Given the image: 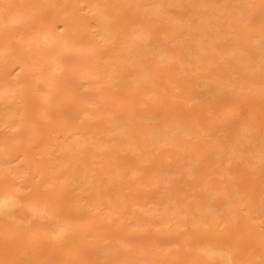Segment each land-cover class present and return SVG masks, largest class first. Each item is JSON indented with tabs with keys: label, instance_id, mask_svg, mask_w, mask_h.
I'll use <instances>...</instances> for the list:
<instances>
[{
	"label": "bare ground",
	"instance_id": "obj_1",
	"mask_svg": "<svg viewBox=\"0 0 264 264\" xmlns=\"http://www.w3.org/2000/svg\"><path fill=\"white\" fill-rule=\"evenodd\" d=\"M54 1L55 0H31L32 3L43 2L46 4L53 3ZM14 2L13 11L15 16H19L20 12H24V7H21L17 0H14ZM156 2L157 0H151L144 4H146L149 9H155L158 4ZM28 3L30 4V2ZM0 5L3 6L4 3H0ZM73 9L74 7L70 8L71 12ZM104 20V16H99L98 21H86L87 23H90L91 28V30L88 31L89 36L86 40L83 39L85 37L82 36L81 33L78 32L72 34L70 32L71 25L68 21H62L61 25L63 26V29L61 31H57L58 25L55 22H52L41 24L39 26V30L35 29V31H30L31 27L28 28V26L27 30L29 31V34L26 32L28 36L23 33L24 30L17 24L10 27L6 33L5 40L8 42L3 43L1 48L5 47L7 44H13L20 46L25 52H29L30 49H32V52L28 54L30 57L25 58L26 61L24 60L21 62V66L26 65V62L37 64V66L33 67L32 70H30V67L27 68V77L25 81L26 85L28 84L30 88V95L33 100V104L29 107L30 109L27 108V113L33 114L37 121L42 126H45L44 131L42 130L45 135L43 145L49 143L52 139H60L56 144L53 143L55 148H53L52 151L43 152L42 156L45 155L43 157L45 161L43 162H45L46 165H52L54 166L53 168H61L62 170H50L42 180L52 181L54 176L59 180L62 178L61 182L63 184L60 188H62V186L64 187L63 193L62 191H59L58 194H64V190H67V192L71 195L67 198L69 208L64 207L65 209H63L62 203H56V200H50L53 196H45L44 198L34 197L32 194L21 195L17 189L9 186L0 188V219L10 224L18 231L19 229L17 228L20 227L24 228L25 231V228L35 226V231H33L34 234L43 238L45 244L49 241L51 244H55L53 247H59L57 248L58 250L56 249L57 252H55L58 255L61 251L62 257L58 258L59 260L55 257L56 260H52V263L49 264H54L55 261H62L64 264H96L94 262H90V251L102 246H111L112 249L116 247L122 252L120 254L124 253L125 255H129L133 249L135 251V247L143 248V251L146 250L144 253H141L142 250H138L140 255H134L133 257L136 256L139 260L140 258L148 259L150 260V264H156V261H165V258L173 256L170 255V253L177 249H181V251H178L179 253L172 252V254L176 257H182L191 251L196 258L202 259L206 264H239L238 259L242 257L243 251L240 252L238 245L232 244L221 237L210 236L201 230L195 229V232H197L196 240L183 242L178 246V236L175 237L172 235L171 237H161L158 234L154 237V241L152 243H147V241H144V239L139 237L141 241H143L139 242L136 240L139 238L131 233L133 231L128 229V231H126L125 228V232L121 231L123 230V227H125L122 226L124 225L123 222L126 223L125 220L120 221L121 223L119 222L118 225L116 223L118 226L116 228H119L116 233H99L96 231V228L87 225L83 228L80 226V223L86 221L88 218L97 217L98 220L106 218V222H104L105 224L103 226L107 227L111 224L108 222H111V220L113 221L114 218L120 219L124 216L122 214L126 213V211L122 213L121 210L119 211V208L118 210L117 208L116 210L115 208L113 209V207H120V205L116 203L119 199L116 200V202L114 200L116 197L118 198L117 194L120 193L119 190L124 187L123 185V187H121V184L123 183H120V187H117V181L121 182L123 180V182H127L129 185H147L146 188H148L150 187L149 185L155 186L153 183L156 181L153 179L159 177V179L157 178L159 182H157L158 184L155 187L157 190L154 188L155 193H151L149 190L145 189L141 192V195L144 196V199H141L142 201L134 200L136 197L138 198V195L135 196V194H133L129 199H125V201H131V205H136L134 206L135 208H137V206V209L140 208V211L138 210L133 214L132 220L135 221V224L136 222L146 223L149 221L156 223V225L158 222H165L166 224L174 218L173 221H179L182 224L189 223L188 221H195L196 224V221H199L200 224L197 225H201L202 222L207 221V218L213 217L214 219L218 216L223 220L229 219L230 221H233L232 224L242 222L244 223V231L254 233L256 238L264 239V226L262 225L264 224V221H262L264 218L261 216L264 211L262 210V213V211L260 212L259 210V208L261 209V206H264V189L260 190L263 183L260 182L261 180L259 176V171H261V174L262 169L264 171V167L261 165V160L264 159V133L260 130L259 131L262 135L258 134L260 133L258 130V133L255 132L256 128L259 129V127L261 128V126H263L262 123L261 126H259L260 124L257 126L253 124L256 128L252 125V123H249V126L252 125L251 130H253V128L255 129L253 132L251 131L252 136L256 133L259 135L255 136L258 139H254L255 137L252 138L251 136L246 135L245 133H247V131L243 133V130H245L244 127L243 130H240V126H237L238 129H236L239 130V132H242L239 133L236 132L237 130L234 131L236 132L235 136L239 138L243 137L244 134V139L238 141L234 139L235 144L230 137L227 138V134L225 135V140L223 138L217 139V137H211L210 139L204 138L205 141L200 138V140L194 139L195 136L199 135L200 131L194 126L195 124L184 120L180 121L174 117L162 116L159 121L139 124L134 123L133 121L134 116L137 114H131L127 111L125 113L117 114L116 112H121L124 107L130 109L133 108L134 105L126 106L124 103H114L112 100L116 97V94L105 93V86H102L103 84H101L103 80H115L120 83L126 82L128 88L136 89L144 95L150 94V92L153 91L156 93L157 97H159V94L162 93L160 91L162 89L159 87L164 88V92L167 90L170 96H180L186 93V90L184 89L182 80L174 75V72H172L175 61L173 59V62L170 60L171 55H174V53L172 54L169 42L170 40L173 41L174 38L170 37L168 39L167 34L163 33V28H156L154 31L155 33L148 34L147 28L141 27L132 30L130 33L121 37V39L117 42V36H115L113 32L111 35L109 34L112 28L107 21ZM262 21L264 23V15ZM154 34L156 35L155 38L153 37ZM110 36L114 39V44L117 42L115 46L110 49L106 47L101 48V42L105 43ZM235 40L236 39H233L232 42ZM50 41H54L56 45L49 46L48 42ZM232 42L230 41V43H228V46L231 45L232 47L231 48L229 46V50H232L234 48L233 46H235L234 44H237ZM70 48L75 49L76 52H80L85 49L88 50L90 54L86 57H81L79 60L68 63V59L65 58L64 55L65 51L63 50ZM66 55H68V53ZM254 57L256 58L258 56L256 55ZM254 57L252 58V61L255 59ZM210 59L211 58H209V60ZM176 60V64L181 65L186 61V58L179 55ZM242 61L244 62L242 64L244 67L247 65L249 67L252 64L251 62L249 63V61L248 63L250 65L246 63L247 59ZM163 62L167 67V72L165 73L162 72L160 68L161 63ZM255 62L256 60L253 63ZM261 64H259V68L264 69V63ZM68 67L72 69L75 68L76 70L72 77H70V74L67 71ZM257 74H260L259 71H257ZM253 80L252 77H247L244 85L248 87L249 85L247 86V84L253 83L250 87L252 88V86H254V90H259L258 87L260 86L258 85L264 84L263 80H261L262 83H260L261 81L255 83L256 80ZM229 81L233 82L234 85L236 83L233 80ZM111 83L115 84L114 82ZM10 85L9 81L1 83L0 94L9 90L11 88ZM260 88L264 87L262 86ZM77 89H81V91H77ZM263 90L264 89H262V92ZM262 92L260 91V93ZM70 94H72V97L74 98L71 102H74L73 110L77 111L78 117L84 118L83 116H95L96 120L93 123H72L70 125L68 123L62 125L61 122H64L67 118L64 114V103L68 102L66 98H70ZM107 97L110 100L104 103L103 100ZM191 98L192 97H188V99ZM82 99L84 100L81 101ZM230 102H232V100ZM233 104L229 103L226 108H229L230 105L234 106ZM208 105L209 102H206V108L204 107L206 113L204 114H208V117L210 114L213 116L214 113L210 110L212 107L209 105L208 109ZM237 107L240 109L239 106H236L230 112L228 111V115H226V112L224 115L226 121L223 126H229L227 123L233 122V117L231 118V121H229L230 116L233 114H238V116H240L239 113L241 111L243 112V110L240 109V111L238 109L239 111L237 113V110L235 111ZM3 109H5V107ZM139 110L140 112H138V114H142V119H146L148 117H158V114L156 113L151 115L148 114V112L145 113L144 108H139ZM104 111H107V115L113 114L114 117L105 116L103 120L100 117H97V115H101ZM262 114L263 112L261 115ZM120 117H123L124 119L121 122H118L117 120ZM0 119L9 121L14 120L11 118V113L8 115L6 113L1 114V111ZM57 124H59V128L56 132L53 128L56 127ZM205 129H207V127ZM205 129L203 128V130ZM69 130L71 131L69 132ZM52 131L56 134L51 135L50 133ZM2 132L3 131L1 130L0 134ZM35 132L36 130L32 131V129L26 127L23 131L24 134H28L29 140H33L34 142L39 136L38 133L35 134ZM234 132H232V134ZM15 133V131L11 130V134L8 135L9 137L7 136L8 140L13 139L16 135ZM0 139V142H4L5 140L3 137H0ZM212 139L215 142L211 143ZM227 139L230 141L229 143H225ZM245 140L247 144L244 142ZM185 142H187V144ZM209 144H211L210 148ZM2 150L3 149L0 147V163H5L6 161L1 155ZM250 150L254 153L253 156H251L252 153ZM54 151L56 154L53 156V162L50 160V155L53 154ZM68 151H72V153H74V159L73 163L71 161V164H68L65 167L62 152L68 153ZM240 151L244 152L243 154L247 151L250 152L251 155H249V157L251 156L253 159L250 161L248 160L251 158L247 155L249 153H246L248 158L246 155L243 157V161L247 159V161L250 162H244H247V165L250 164V168L260 165V167H258L260 169L257 170V178H259V183H262V186H257V182L254 180V184L259 187V190H256L255 188L253 189V197L250 196L251 194L248 192L249 190H246L248 185L243 187V185L238 182V186V183L236 182V180L239 179L240 181H243L241 178L243 176L242 174H245L246 169L238 167V169L240 168V171L237 170L236 172V170L231 166L237 157H240L241 159L242 156H244L243 154L240 156ZM78 152H83V154L78 155ZM204 155L206 156L204 157ZM240 159H238V161ZM243 161L241 160L239 162L243 163ZM38 163L37 158L31 162V167L34 170V173H36L35 171H37V169H40L38 168ZM159 169L162 172L160 174H158ZM242 169L244 171L240 175ZM163 171L164 173L167 171V173L172 174V176H174L173 173L179 172L181 175L179 176L180 180H184V182L187 180L185 183L191 185L189 188H192L191 191L193 192L187 195V197H190L189 201L187 199L184 201L182 197L181 200L177 199L175 201V196H173L172 192L170 195L168 191V187L170 186L167 185V183H170L162 179L165 182L163 183L161 180L164 175V177L167 176L166 174H163ZM162 174L163 176H161ZM237 174L240 176L238 179ZM117 175V179H120L115 181L114 177ZM175 176L177 177V175ZM187 176L188 178L190 177V180L188 178L186 179ZM261 177H264V172ZM173 182H175V180H173ZM114 183H116V188L112 189L107 187V189L104 190L105 184L106 186H111ZM159 183L161 184V188L158 189L157 186ZM240 186L243 187V189ZM114 189H118L116 194L117 196L113 195L116 193L113 191ZM112 191L113 193L111 194L113 196H110L109 192ZM241 191H247L246 196L245 194L244 196L243 194L241 195ZM256 192L258 193V196H255L257 195ZM137 193L139 194V192ZM121 194H123V192H121ZM226 195L228 196V199ZM106 196L107 202L109 197H115L112 199L113 203L109 201L112 203H110L111 205L107 202V204L105 203ZM210 199L213 202H209ZM90 205L91 207L88 208ZM182 205L185 208H181ZM224 208H228L229 210L227 211ZM102 209H104V211H102ZM262 209H264V207ZM257 211L261 213L258 216L257 214L259 213H256ZM112 213L118 214L116 215L117 217H113V215L111 217L110 215ZM100 214H103L104 216H100ZM107 216H110L109 218L111 220H108ZM260 216L262 220L258 219L260 221L258 222L256 218H260ZM254 218L257 222L255 220L251 221V219ZM214 224L216 225V223ZM169 225L174 226V224ZM169 225L167 224L165 228L167 229V226L169 227ZM129 229H131V227ZM142 229L144 228L142 227ZM154 229H156V233L154 232V234H157V228ZM139 230L137 232H139ZM88 236L92 238L86 240V237ZM86 242H89L90 246H86ZM77 244V247H71ZM260 247H262L260 253H264V240L261 241ZM11 248L13 249V246H11ZM15 248L17 250L19 247L15 246ZM251 248L252 246L247 247V249ZM82 253H84V257ZM21 254L23 255L22 252L19 253L18 249V255H15L14 258H18L17 260L19 261L23 259L22 261H25V263L21 262L24 264H28V262L30 263L27 255H25L26 253H24L25 256L23 255L22 257L20 256ZM53 255H55V253L52 254V256ZM260 255L262 258L264 257L262 254ZM123 256L122 259L124 258ZM129 256H127V259ZM48 257H46L47 261H49ZM4 258L7 260L6 257ZM118 259H121V256ZM125 260L126 258H124V261ZM8 262L9 261L7 260V263ZM122 262L123 260H121V262L119 261V264ZM128 262L130 261L128 260ZM135 262L136 261L134 260L133 263ZM9 264L12 263L9 262ZM44 264H46V261Z\"/></svg>",
	"mask_w": 264,
	"mask_h": 264
},
{
	"label": "rangeland",
	"instance_id": "obj_2",
	"mask_svg": "<svg viewBox=\"0 0 264 264\" xmlns=\"http://www.w3.org/2000/svg\"><path fill=\"white\" fill-rule=\"evenodd\" d=\"M149 1L151 0H55L53 3L46 4L43 2L32 3L31 0H17L19 5L21 7H24V12H20L19 16H15V13L13 11V4L15 3L14 0H0V3H4L3 6L0 5V84L5 83L6 81H9V83L11 84V88L9 90L0 94V111L1 114L6 113L8 115L9 113H11V118L14 119L12 121L0 119V121L2 122V124L0 122V131H3L0 134V137H3L5 139L4 142H0V147L3 149L1 155L6 161L5 163H0V188L9 186L11 188L17 189L21 195L32 194L34 197L44 198L45 196H53L52 198H50V200H56V203H62L63 209H65L66 207L69 208L67 198L71 194H69L67 190H64L65 192L64 194H62L64 188L63 186L62 188H60V186L63 184L61 182L62 178L59 177L61 178V180H59L54 176V178H52V181L42 180L48 171L62 170L61 168L55 169L52 165H46L45 162H43L45 161L43 158L45 155L42 156L43 152L52 151L53 148H55L54 144H56L60 139H52L49 141V143L43 145L45 136L43 131L45 129V126H42L33 114L27 113V108H29L30 105L33 104V100L30 95V88L28 84L26 85L25 81L27 77V68L30 67V70H32V68L36 67L37 64L26 62V65L21 66V62H23L24 60L26 61L25 58L30 57L28 54L32 52V49H30L29 52H25L20 46L13 44H7L5 47L1 48V45L3 43L8 42L7 40H5L6 33L8 32L9 28L15 26V24L19 25L20 28L24 30V34H26V32H28L27 34H29V31L27 30L28 26V28L31 27L30 31H35V29L39 30V26L43 23L55 22L58 25L57 31H61L63 29V26L61 25L62 21H68V23L71 25L70 32L72 34L79 32L82 36L85 37L83 39L86 40L89 36L88 31L91 30L90 23H87L86 21H98L99 16H104V21H107V23L112 28L109 34L111 35L113 32L114 35L117 36V42L121 39V37L130 33L132 30L141 27H146L148 34L155 33L154 31L156 28H163V33L167 34L168 39L170 37L174 38L173 41L170 40L169 42L172 54L174 53V55H171L170 60L172 61L173 59L175 61V65H173L174 69L172 70V72H174V75L182 80L186 93L180 96H170L167 90L164 92L165 89L159 87L160 89H162L160 90L162 93L159 94V97H157L156 93L153 91H151L150 94L144 95L143 93L138 92L136 89L128 88V85L125 81V83H120L116 82L115 80H103L101 84H103L102 86H105V89L107 90H105V93L116 94V99L114 98L112 100L114 103H124L126 106L134 105L133 108L129 109L127 107H124L121 112L116 113L121 114L127 111L131 114H137L134 116L133 121L134 123L139 124L159 121L162 116H170L179 119L180 121L184 120L187 122H192L193 124H195L194 126L200 130L199 135L195 136L194 138L197 140H204V138L210 139L211 137H217V139L223 138L225 140V135L227 134V138L230 137L235 143V140L238 141L244 139V134L243 137L239 138L235 136V133L239 132V130H237V126H240V130H243L244 127L245 130H243V133L247 131V133L245 134L251 136L252 138H254L255 136H259L260 134L262 135L261 132L264 133V90L262 92V89L264 88H260L262 86L264 87V84L258 85L260 87L257 86L259 90L257 89V87V90H254V86H252V88L250 87L253 83L247 84V86L249 85L248 87L250 88L244 85V83H246L247 77H252V80H256L255 83L261 80L264 81V69L259 68V64L264 63V23L262 21L264 15V0H157L156 3L158 4L156 5L155 9H149V7L144 4ZM28 2H30V4ZM73 7L74 9L71 12L70 8ZM27 34L26 36H28ZM155 36L156 35L154 34L153 37L155 38ZM231 39L236 40L232 42ZM113 40L114 39L112 38V36L108 37L105 43L101 42V48L106 47L110 49L111 47L115 46L117 42H115L114 44ZM230 41L232 43H237L234 44L235 46H233L234 48L232 50H229L231 45H229L230 47L228 46V43H230ZM48 45L55 46L56 43H54V41H50L48 42ZM63 51H65L64 55L65 58L68 59V63L79 60L81 59V57H86L90 54V52L85 49L80 52H76L75 49L71 48L65 49ZM67 53L68 55H66ZM179 55H182L184 58H186V61L181 65L176 64V59H178ZM256 55L258 57L255 58L254 56ZM253 57L255 59H253L252 61ZM209 58L211 59L209 60ZM244 59H247L246 63H248L249 61V63L251 62L252 64L250 65L248 63L250 65L249 67L248 65L245 67L242 66V64L244 63L242 60ZM255 60L256 62L253 63ZM70 67L67 68V71L70 74V77H72L75 74L76 70L75 68L72 69ZM160 68L162 72H167V67L164 62L161 63ZM257 71H259L260 74H257ZM229 80H233L234 82H236L235 85ZM111 82H114L115 84H112ZM260 83H262V81ZM81 89H77V91H81ZM260 91L262 93H260ZM69 97L71 99L66 98L68 102L64 103L66 105V107L64 105V114L67 118L64 122H61L62 125L68 123L69 125L72 123H93L96 120L95 116H83L84 118L78 117L77 111L73 110L74 102L71 101H73L74 98L72 97V94H70ZM188 97L192 98L188 99ZM107 99L108 97L103 100L104 103L110 100ZM83 100L84 99H82L81 101ZM231 100L232 102H230ZM206 102H209V105L212 107V109L210 108V110L214 113L213 116L212 114H210V118L207 116L208 114H204L206 113L204 109V107L206 108ZM228 102L231 104L234 103V106L230 105V110L229 108H226L229 104ZM209 105L207 106V108L209 107ZM236 106H239L240 109L243 110V112L237 107L235 111L237 110L238 113V111L240 110L242 112L239 113L240 116H238V114H233L230 117L228 116L230 119L229 121H231L232 117L235 119H232L234 123L230 122L231 124L227 123L229 126H223L224 122L226 121L224 115L226 114V112V115H228V111L230 112ZM4 107L5 109H3ZM139 108H144V112H148V114L150 115L156 113L158 114V117H148L146 119H142V114H138V112H140ZM262 112L263 114L261 115ZM105 116L111 117L113 116V114L107 115V111H104V113H102L101 115H97V117H100L102 120ZM120 118H118V122H121L124 119L123 117ZM249 123H252V125L254 124L256 126L258 124H260L259 126H261L262 123V129L259 126V129H257L256 126L253 125L256 128V133H258L257 130L261 131H259V135L254 132L256 135L253 133L254 135L252 136V132L255 129L253 128V130H251L252 125L249 126ZM25 127L32 129V131L36 130L35 134L38 133L39 136L35 142L33 140H29L27 133H23ZM206 127L207 129H205ZM58 128L59 124H57V126L53 129L57 132ZM203 128L205 130H203ZM11 130L15 131L16 135L13 139L8 140V135L11 134ZM54 131H52L50 134H56L54 133ZM70 131L71 130H69V132ZM232 132L234 133L232 134ZM256 138L257 137H255L254 139ZM213 142L215 141L212 139L211 143ZM229 142L230 141H228V139L225 141V143ZM244 142L247 144L246 140ZM185 143L187 144V142ZM210 147L211 144H209V148ZM248 151L245 152V154H243L244 152H239V154H241L240 156H242V154L244 155L241 159L240 157H237L238 159H240L239 161H243V157H245L246 153H249L247 154L248 157L249 155H251ZM55 154L56 152L54 151V153L50 155V160L53 162V156H55ZM73 154L74 153H72V151H68V153L62 152L65 167L68 164H71V161L73 163ZM81 154H83V152H78V155ZM253 155L254 153H252L251 156ZM205 156L206 155H204V157ZM35 158L38 159V168H40L35 171L36 173H34V170L31 167V162L32 160H35ZM237 158L236 160L238 161ZM251 159L253 158L251 157L248 160L250 161ZM236 160L231 164L236 172L241 167H243V169H246L245 174H242V172L244 171L243 169L240 173V175H243L241 178L243 179V181H240L239 179L236 180V182L242 184L243 187L247 185L248 187H250L251 184V187L249 189H247V187L246 190H249L248 192H250L251 194L249 195L253 197L254 192L252 193V191L254 188L256 190H259V187H261V184L263 183V186L262 188H260V190L264 189V177H261L264 171L262 168V174L261 171H259L261 180L260 182H262L259 183V178H257V170L260 169L258 168L260 167V165H256L257 167L252 165L253 167L250 168L251 165H247L248 163H250L247 161V159L244 160L243 163H240L239 161L237 162ZM245 161H247L248 163H244ZM261 161L262 164L260 161L259 163L264 167V159H262ZM238 167L240 168L238 169ZM160 173L162 172L159 169L158 174ZM163 174H166L168 178L167 176L164 177L165 175L163 176ZM163 174L161 175L163 176L161 180L164 179L166 180V182L170 183H167V185H169L171 188L168 187L169 189H167L169 191V194L172 192L173 196H175V201L177 199L181 200V197L184 201L186 199L189 201L190 197H187V195L193 192L191 191L192 188H189L191 187V185L185 183L187 180L185 182L184 180H180L179 176L181 175L179 174V172L173 173L174 176L177 175V177L172 176V174H168L167 171H165V173L163 171ZM117 177L118 175L114 177L115 181L120 179H117ZM157 178L159 179V177L153 179L156 181L155 183L152 182L153 184H155V186L149 185L150 187L148 188H146L147 185H129L127 182H123V180L121 182L117 181V187H120V183H123L121 184V187H124L123 189L121 188V190H119V194H117L118 189L113 190L116 192L113 195H118V198L116 197L114 201L116 202V200L119 199L116 203L120 205V207H113V209L115 208L116 210L117 208L118 210L119 208V211L121 210L122 213L126 211V213L122 214L124 216L120 218L121 220L114 218L112 221L109 217H112V215L113 217H117L116 215H118L116 213H112L110 216H107L108 220H111V222H108L111 224L107 227L103 226L105 224L104 222H106V218L103 220H98L97 217L88 218L86 221L80 223V226L83 228L85 225H87L96 228V231L99 233H116V231H118L119 229L116 228L118 227V223L125 220L126 223L123 222L124 225L120 224L122 226H125L123 227V230H121L122 227L120 226L121 231L125 232V229L126 231H133L131 233H133L138 238L141 237V239H144V241H147V243H152L154 241V237H156L158 234L161 237H171V235L175 237L178 236V246L183 242H191L196 240L197 232L195 231L201 230L202 232H206L210 236L221 237L222 239L227 240L232 244L238 245L240 252L243 251L242 257L238 259L239 264H264V257L262 258V256L260 255L262 254L264 256V253H260V250L262 249V247H260V244L264 239L256 238L254 233L244 231V223L242 222L232 224L233 221H230L229 219L223 220L222 218L216 216L214 219L213 217L207 218L206 222L200 221L202 222L201 225H197L200 224L199 221H196V224L195 221H193L194 223L188 221L191 224H182L179 221H173L174 218H172L171 221L166 224L165 222H158L156 225V223H152L150 221L146 223L136 222L135 224V221L132 220L133 214L138 210L140 211V208L137 209L138 206L137 208H135L134 206L136 205H131V201L126 200V202L125 199H129L133 194H135V196L138 195V198L136 197L134 200L142 201L144 199V196L141 195V192L145 189L149 190L151 193H155L154 188L158 184L157 182H159ZM187 178L188 176L186 177V179ZM238 178H240V176L237 174V179ZM188 179L190 180V177ZM173 180H175V182H173ZM254 180L257 182V186L260 185L259 187L254 184ZM162 182L165 183L163 180ZM239 183L237 184L238 186ZM252 185H255L256 187ZM107 187L112 189L116 188V183L111 186H106L105 184L104 190H106ZM243 187L241 188L243 189ZM157 188H161L160 183ZM59 191H62V193L58 194ZM113 191L109 192L110 196L112 195L111 193H113ZM121 192H123L124 195L121 194ZM137 192H139L140 195ZM246 192L247 191H241V195L243 194L244 196L245 194L246 196ZM107 196L106 201L104 198L105 203L107 202ZM255 196H258V193ZM114 198L115 197H109L107 203L111 205L113 203L112 199ZM109 201H111L112 203ZM209 202L213 201L210 199ZM90 207L91 205L88 208ZM182 207L184 206L182 205L181 208ZM263 207L264 206H261V209L259 208L260 212L262 210L264 211V209H262ZM224 209H226L227 211L229 210L228 208ZM102 211H104V209H102ZM260 212H256L259 213L257 214V216L261 214ZM100 216L104 215L100 214ZM261 216L262 218H264V213ZM261 216L260 218L257 217L256 219L262 220ZM256 219H251V221L255 220L257 222ZM259 220L258 222H260ZM114 223L115 225L117 223V225L115 226ZM214 223H216V225ZM167 224H174V226L169 225V227L167 226L166 229L165 226ZM262 225L264 226V224ZM130 227L131 229H129ZM142 227L144 229H142ZM153 227L157 228V234H154L156 229H154ZM17 229H19V231L13 228L7 222L0 219V253L2 254H0V257L3 258H0V264H6L7 260L12 264H24L25 261H22L23 259L21 261L24 263L17 260L18 258H14L15 255H18V249L19 253L22 252L23 255L24 253H26L25 255H27L28 260L31 264H44L45 261L46 264H49L52 263L51 261L54 260L55 257L57 259L62 257L61 251L60 254H56L58 250L57 248L59 247H53L55 244H51V242L49 241L48 242L50 244L46 242V246L44 239L34 234L33 231H35V226L31 228L27 227L25 228V231L22 227ZM138 230L139 232H137ZM168 230L171 232H169ZM89 238L92 237L88 236L86 237V240H88ZM141 239L139 238L136 240L139 242H143L141 241ZM89 244V242H86V246H90ZM9 245L13 246V249ZM15 246L19 248L16 250ZM74 246L77 247L78 244L71 247ZM248 246H252V248L247 249ZM135 248V251L133 249L130 252L129 256L125 255L124 253L120 254L122 252L119 251L116 247L113 249L111 246L98 247L95 250L90 251V262H94L96 264H119V261L121 262V260H123V264H150V260L141 258L139 260L138 257H136L138 254L140 255L139 251L142 250L141 253H144L146 250L143 251V248ZM178 251H181V249L173 250L172 252L179 253ZM172 252L170 253V255L173 256L165 258V261H158L159 263L156 261V264H206L202 259L196 258V256H194L191 251L182 257H176L174 256V254H172ZM54 253L55 255L52 256V254ZM43 254L46 256H44ZM47 254L49 257L47 256ZM23 255L21 254L20 256L22 257ZM82 255L84 257V253H82ZM134 255L136 256L133 257ZM120 256L121 259H118ZM122 256L126 258L127 261H124V258L122 259ZM127 256H129L128 259ZM4 257H6L7 260ZM46 257L49 258H47L49 261L46 260ZM43 258L45 259V261ZM128 260L130 262H128ZM132 260L133 262L134 260L136 262L133 263ZM9 262L7 264H9ZM58 262L55 261L54 264L63 263L62 261L60 263ZM30 263L28 262V264Z\"/></svg>",
	"mask_w": 264,
	"mask_h": 264
}]
</instances>
